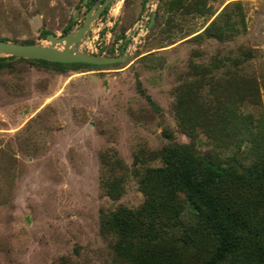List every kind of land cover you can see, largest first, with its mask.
Returning a JSON list of instances; mask_svg holds the SVG:
<instances>
[{
  "label": "rangeland",
  "instance_id": "374dc122",
  "mask_svg": "<svg viewBox=\"0 0 264 264\" xmlns=\"http://www.w3.org/2000/svg\"><path fill=\"white\" fill-rule=\"evenodd\" d=\"M81 1L0 0V39L63 34L74 12L76 23L85 16ZM144 3H111L83 48L120 54ZM152 8L153 22L134 29L118 63L0 67V264H137L101 234L99 209L139 206V178L163 164L168 144L193 141L231 159L248 149L249 141L228 143L231 124H222L234 113L264 117V0H155ZM191 218L183 214L181 230L200 233ZM211 244L206 232L198 246L184 244L182 264H202Z\"/></svg>",
  "mask_w": 264,
  "mask_h": 264
},
{
  "label": "trees",
  "instance_id": "16d2710c",
  "mask_svg": "<svg viewBox=\"0 0 264 264\" xmlns=\"http://www.w3.org/2000/svg\"><path fill=\"white\" fill-rule=\"evenodd\" d=\"M16 59L56 69L119 62L1 56L0 67ZM189 86L193 88L194 83ZM190 100L194 105V97ZM188 111L190 116L184 122L193 135L197 118H192L195 111ZM227 118L222 125L231 126L224 133L234 136L228 143L250 142L240 157H221L209 149L202 152L193 141L168 144L162 151L163 164L147 168L139 178L144 193L139 206L99 209L100 232L115 236L112 244L117 252L133 254L137 264H182L184 244L198 246L206 232L212 244L202 264H264V117L255 121L250 113H234ZM186 211L203 229L200 233L187 225L181 230V217Z\"/></svg>",
  "mask_w": 264,
  "mask_h": 264
},
{
  "label": "water",
  "instance_id": "95a60500",
  "mask_svg": "<svg viewBox=\"0 0 264 264\" xmlns=\"http://www.w3.org/2000/svg\"><path fill=\"white\" fill-rule=\"evenodd\" d=\"M88 0H82L80 4L86 3ZM114 0H96L87 10L81 24L75 27V24L66 33L57 35L54 32H48L44 40L33 42H21L0 39V57L14 56V57H34L45 58L53 61H81L91 63H110L124 60L132 51L135 39L131 37L134 29L141 23L138 21L135 26L126 35V39L130 38L131 42L128 47L124 48L120 54H105L97 53L83 48L89 36V31L92 28L94 21L98 18L103 8L112 3ZM148 0L146 7H148ZM151 8V16L148 22L149 26L154 19V11ZM77 12V11H76ZM76 12L73 13L75 19ZM145 31L146 28L144 27ZM140 39V35L137 40Z\"/></svg>",
  "mask_w": 264,
  "mask_h": 264
},
{
  "label": "flooded vegetation",
  "instance_id": "af4514ba",
  "mask_svg": "<svg viewBox=\"0 0 264 264\" xmlns=\"http://www.w3.org/2000/svg\"><path fill=\"white\" fill-rule=\"evenodd\" d=\"M96 0H93V1H91L89 4H88V2H89V0L86 2V3H84L85 4V6H86V10L95 2ZM147 1L148 0H145V3L147 4ZM144 3V4H145ZM111 3H109V4H107L104 8H103V10L101 11V13L100 14H103L104 13V11L109 7V5H110ZM146 4H145V8H144V10H142V13L140 14V20L139 21H141V23H140V25L135 29V30H140L142 27L144 28L145 27V25H146V21H148L149 22V20H150V16L151 15H149V11L151 10L150 8H147L146 7ZM80 5L78 6V10L80 9ZM85 14H86V12H85ZM84 18V17H83ZM83 20V19H82ZM82 20L79 22V23H76L75 22V19H73V16H72V22H71V25H70V27L67 29L68 31L70 30V28L73 26V24H75V27H77V26H79L80 24H81V22H82ZM104 28V27H103ZM102 29V28H101ZM91 30V29H90ZM67 31V32H68ZM66 33V32H65ZM127 40H130V38H128Z\"/></svg>",
  "mask_w": 264,
  "mask_h": 264
},
{
  "label": "bare ground",
  "instance_id": "6f19581e",
  "mask_svg": "<svg viewBox=\"0 0 264 264\" xmlns=\"http://www.w3.org/2000/svg\"><path fill=\"white\" fill-rule=\"evenodd\" d=\"M117 0H114L112 3H115ZM154 3H155V0H153L152 2H149V4H148V7L147 8H152L153 7V5H154ZM88 39V38H87Z\"/></svg>",
  "mask_w": 264,
  "mask_h": 264
}]
</instances>
